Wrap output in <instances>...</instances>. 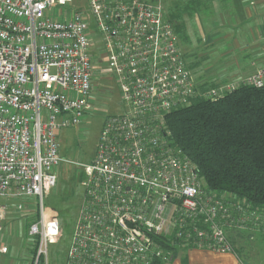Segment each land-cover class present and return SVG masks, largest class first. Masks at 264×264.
Segmentation results:
<instances>
[{
    "label": "built area",
    "instance_id": "obj_1",
    "mask_svg": "<svg viewBox=\"0 0 264 264\" xmlns=\"http://www.w3.org/2000/svg\"><path fill=\"white\" fill-rule=\"evenodd\" d=\"M78 3L0 0V238L8 212L31 202L32 264H50L48 248L62 232L45 198L70 163L58 135L93 108L99 71L116 81L125 110L105 121L93 162L82 165L84 200L65 264L170 263L172 250L183 249L234 253L227 234L234 213L245 224L259 214L204 192L197 166L170 144L165 118L240 86L261 89L264 66L204 91L166 19L165 0Z\"/></svg>",
    "mask_w": 264,
    "mask_h": 264
},
{
    "label": "rangeland",
    "instance_id": "obj_2",
    "mask_svg": "<svg viewBox=\"0 0 264 264\" xmlns=\"http://www.w3.org/2000/svg\"><path fill=\"white\" fill-rule=\"evenodd\" d=\"M77 1L79 5L82 4L80 3L81 0ZM254 2L256 3L255 0H250L248 3L251 5L255 4ZM230 3L231 0H223L222 2L217 0V7L213 6L210 12L212 16H206L204 22H202L207 27L203 36L197 35L198 33L195 34L194 31L190 32L191 36L189 37L191 42L193 41L191 49L190 45L187 47L178 39L182 56L197 80L202 77L209 81L228 80L236 83L240 78L244 79L248 78V76H253L259 68L264 66V59L252 53L251 48L248 50L242 45L240 47L235 46L233 39L238 37L239 34L237 36L231 34V36L229 29H226L230 28L231 18L227 14V8ZM257 3L259 4L257 6L261 5L260 2ZM220 7L225 10L224 14H220ZM68 9H73V7H68ZM218 11L220 14L218 17H221V21L216 20ZM231 22L233 21L231 20ZM252 24L258 26L259 21L257 19L253 20ZM244 31L248 32L247 30ZM247 34L252 39L250 33L248 32ZM241 36L244 37L245 35L242 34ZM242 40L243 38L239 39V41L243 42ZM106 67L107 64L103 63L100 69H106ZM255 69L256 71L253 73ZM102 73L96 71L94 77L95 88L92 96L93 108L85 115L83 122H81L82 124L77 128L65 129L58 135L60 153L64 160L70 163H63L60 166L59 173H57V185H55L56 187L51 191L50 195L45 198L46 205L58 214L62 232L59 241L48 248V262L50 264L66 263L69 247L72 244L75 222L84 200L85 189L82 184L86 181V175L83 173L82 165H89L93 162L97 153L96 146L105 121L111 116L123 113L125 110L118 84L115 83L116 81L110 75L102 77ZM223 199L229 204H240L239 202H234V198L229 196ZM26 209L27 212H17L13 209L9 213L7 224L5 225L6 234L4 233L0 238V247L7 245L9 248L7 249V254L0 253V264H32V261H35L33 248L35 247L36 238L29 236L28 228L29 223H32L37 218V213L33 212L35 208L29 204L26 205ZM234 214L233 219L235 222L230 229L242 231L248 228L250 224L255 223L254 228L258 231L264 226H262L264 214L257 215V220H252L250 224L238 221L240 219L238 214ZM2 240L4 243H1ZM247 246L254 248V250H262L260 254H255L252 259L253 264H259V262L264 264V233L253 240V242H249ZM240 257L242 260L244 259L242 254H240Z\"/></svg>",
    "mask_w": 264,
    "mask_h": 264
},
{
    "label": "trees",
    "instance_id": "obj_3",
    "mask_svg": "<svg viewBox=\"0 0 264 264\" xmlns=\"http://www.w3.org/2000/svg\"><path fill=\"white\" fill-rule=\"evenodd\" d=\"M216 1L165 0L166 19L185 46L190 37L184 17L211 14ZM216 86L206 82L201 89ZM165 119L170 144L197 166L205 193L232 197L249 211L264 214V87L240 86L215 100H197ZM35 248L37 243L34 255ZM172 251L175 259L179 250Z\"/></svg>",
    "mask_w": 264,
    "mask_h": 264
},
{
    "label": "crops",
    "instance_id": "obj_4",
    "mask_svg": "<svg viewBox=\"0 0 264 264\" xmlns=\"http://www.w3.org/2000/svg\"><path fill=\"white\" fill-rule=\"evenodd\" d=\"M249 1L250 0H246L245 2L244 0H231V3L229 7L227 8V11H228L227 14L231 18L230 23H229L230 28H226V29H229L230 35L234 34V36H237L239 34L238 37H235L233 39V42L236 47H240L242 45V47H245V49L250 50L251 48L253 51L252 53H255L257 57L264 59V41H263L264 39V0L263 1L255 0L256 3L254 2L255 4H251V5L250 3H248ZM257 2H260L261 5L257 6L259 5ZM216 3L213 4L215 7H217ZM224 12L225 10L221 8L220 14H224ZM216 14H217L216 20L221 21L222 20L221 17H218L220 16L219 11ZM206 16L209 17V16H212V14H209V13L199 14L195 16L193 20H190L189 18L184 17L186 21V25H187L186 30L188 31L189 36H191L190 35L191 31H194L195 34L198 33L197 35L200 34L201 37L203 36L204 31H206L205 28L207 27L202 22H204V19ZM256 19L259 21L258 26L252 24V21ZM231 20L233 22H231ZM244 30H247L250 33V35L252 36V39H250L249 35L247 34L248 32L246 33ZM242 34L245 35L244 36L245 38L241 36ZM242 38H243L242 40L243 42L239 41V39H242ZM192 42L190 40L189 44L187 45V47L190 45V49L191 47H193ZM255 71L256 69L253 71V73ZM201 78L198 79L197 81L203 82V83L207 82L211 84L215 83L216 85L229 82L228 80L215 82V81H209V80H206L203 78L201 79ZM242 79L243 78H240L239 80H242ZM244 79H247V77ZM26 203L29 204L31 202H26ZM13 209L14 208H12L10 212H12ZM8 217H9V214H8ZM7 220L5 221V224H3L5 234L7 230L5 228L6 227L5 225L7 224ZM255 220H257V218H255L253 221ZM250 223L251 222H249V224ZM263 225L264 223H262V226ZM254 227H255V223H252L249 225L248 228L242 231L234 230L230 228L227 229V234L230 239L229 242H231L235 248L234 253L229 254V253H220V252L213 251V250L183 249V250L178 251L179 253L177 257L172 262L163 263V264H253L252 257L255 254H260L262 250H254V248H249L247 244L251 241L253 242V240H255L257 237L259 238L264 233V226L258 229V231H256V228ZM1 243H4L3 240ZM239 253L242 254V257L244 258L243 260L241 259ZM259 264L261 263L259 262Z\"/></svg>",
    "mask_w": 264,
    "mask_h": 264
}]
</instances>
